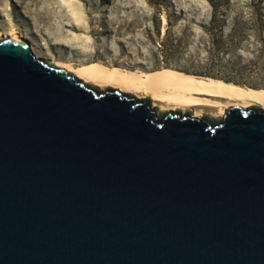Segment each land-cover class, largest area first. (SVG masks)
I'll list each match as a JSON object with an SVG mask.
<instances>
[{"label": "water", "instance_id": "1", "mask_svg": "<svg viewBox=\"0 0 264 264\" xmlns=\"http://www.w3.org/2000/svg\"><path fill=\"white\" fill-rule=\"evenodd\" d=\"M0 264H264V110H162L0 36Z\"/></svg>", "mask_w": 264, "mask_h": 264}, {"label": "rangeland", "instance_id": "2", "mask_svg": "<svg viewBox=\"0 0 264 264\" xmlns=\"http://www.w3.org/2000/svg\"><path fill=\"white\" fill-rule=\"evenodd\" d=\"M169 1L172 9L182 11V20H173L172 32L187 26L191 33L187 51L171 61L184 67L187 53L200 34L199 24L208 18L209 6L204 0ZM232 2V12L237 9L243 16L248 15V0ZM151 13L145 0H0V30L12 27L43 53L74 66L99 61L148 71L155 66L152 53L157 44L146 37L147 30L152 29ZM160 19L163 35L166 23L163 13Z\"/></svg>", "mask_w": 264, "mask_h": 264}, {"label": "trees", "instance_id": "3", "mask_svg": "<svg viewBox=\"0 0 264 264\" xmlns=\"http://www.w3.org/2000/svg\"><path fill=\"white\" fill-rule=\"evenodd\" d=\"M145 1L152 9V29L147 30L146 37L157 42L152 53L155 66L148 71L171 68L253 89L264 88V0H248L246 17L241 10L232 12V0H204L209 6L208 18L199 24L200 34L187 53L184 67L171 63L192 42L187 26L172 32L173 20H182V11L172 9L169 0ZM162 13L166 20L163 35Z\"/></svg>", "mask_w": 264, "mask_h": 264}, {"label": "bare ground", "instance_id": "4", "mask_svg": "<svg viewBox=\"0 0 264 264\" xmlns=\"http://www.w3.org/2000/svg\"><path fill=\"white\" fill-rule=\"evenodd\" d=\"M0 36L27 42L36 57L50 59L53 64L66 68L86 82L104 88L119 89L139 98L148 96L152 105L162 110L188 109L194 116H200L205 114L204 110H209L206 113L214 117L222 116L224 109L231 105H254L264 110V88L253 89L171 68L141 71L109 66L99 61L74 66L71 62L56 60L49 53H43L12 27L6 31L0 30Z\"/></svg>", "mask_w": 264, "mask_h": 264}, {"label": "flooded vegetation", "instance_id": "5", "mask_svg": "<svg viewBox=\"0 0 264 264\" xmlns=\"http://www.w3.org/2000/svg\"><path fill=\"white\" fill-rule=\"evenodd\" d=\"M205 114H207V113L205 112Z\"/></svg>", "mask_w": 264, "mask_h": 264}]
</instances>
